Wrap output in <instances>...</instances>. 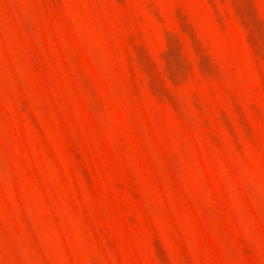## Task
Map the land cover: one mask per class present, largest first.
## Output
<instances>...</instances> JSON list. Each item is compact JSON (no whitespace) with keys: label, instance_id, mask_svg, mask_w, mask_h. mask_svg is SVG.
Masks as SVG:
<instances>
[{"label":"rangeland","instance_id":"obj_1","mask_svg":"<svg viewBox=\"0 0 264 264\" xmlns=\"http://www.w3.org/2000/svg\"><path fill=\"white\" fill-rule=\"evenodd\" d=\"M0 264H264V0H0Z\"/></svg>","mask_w":264,"mask_h":264}]
</instances>
